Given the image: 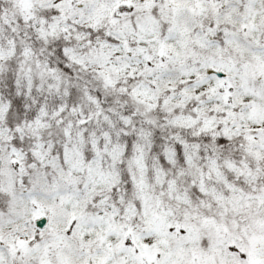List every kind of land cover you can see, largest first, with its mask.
Here are the masks:
<instances>
[{
    "label": "snow or ice",
    "instance_id": "snow-or-ice-1",
    "mask_svg": "<svg viewBox=\"0 0 264 264\" xmlns=\"http://www.w3.org/2000/svg\"><path fill=\"white\" fill-rule=\"evenodd\" d=\"M0 264H264V0H0Z\"/></svg>",
    "mask_w": 264,
    "mask_h": 264
}]
</instances>
